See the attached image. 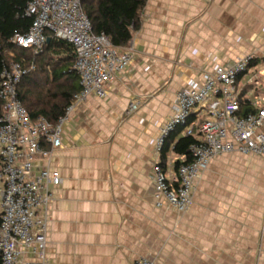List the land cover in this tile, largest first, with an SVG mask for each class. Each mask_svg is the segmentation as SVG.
Masks as SVG:
<instances>
[{
	"label": "crops",
	"instance_id": "0c3cea01",
	"mask_svg": "<svg viewBox=\"0 0 264 264\" xmlns=\"http://www.w3.org/2000/svg\"><path fill=\"white\" fill-rule=\"evenodd\" d=\"M131 43L136 58L107 85L108 95L81 100L61 147L50 159L36 157L62 177L48 264H264V156L248 154L251 168L236 153L216 158L185 212L158 206L151 179L155 140L176 95L204 70L255 52L239 84L249 106H264V0H148ZM132 103L138 108L129 112ZM178 157L167 154L169 172ZM239 173L249 179L240 190Z\"/></svg>",
	"mask_w": 264,
	"mask_h": 264
},
{
	"label": "built area",
	"instance_id": "2783aa9c",
	"mask_svg": "<svg viewBox=\"0 0 264 264\" xmlns=\"http://www.w3.org/2000/svg\"><path fill=\"white\" fill-rule=\"evenodd\" d=\"M26 14L32 24L25 33H16L12 42L22 48L41 52L49 38L73 44L74 68L82 89L56 124L40 115L32 120L18 98V85L34 64L10 61L0 73V253L1 264H48L47 236L52 221L51 203L54 187L62 182L57 169L37 166L36 157L50 159L62 145L64 127L76 105L90 95L105 98L107 85L127 70L136 58L133 43L115 46L105 32L94 33L81 0H28ZM248 52L204 70L200 82H191L180 90L168 120L155 140V157L151 179L158 206L169 205L179 212L188 211L194 203L199 182L210 163L227 153L264 156V106L240 115L243 89L240 78L252 68L257 58ZM264 74L263 71H259ZM258 79L252 76L249 82ZM138 108L132 103L129 112ZM182 125L184 135H194L193 160L183 162L176 172L162 164L166 138ZM50 144L44 151L42 143ZM172 159V166L174 161ZM135 264H154L141 258Z\"/></svg>",
	"mask_w": 264,
	"mask_h": 264
},
{
	"label": "trees",
	"instance_id": "16d2710c",
	"mask_svg": "<svg viewBox=\"0 0 264 264\" xmlns=\"http://www.w3.org/2000/svg\"><path fill=\"white\" fill-rule=\"evenodd\" d=\"M147 1L81 0V4L94 33L105 32L115 46L127 47L142 26V13ZM27 2L28 0H0V73L10 61L29 65L35 60L34 69L21 78L17 89L18 98L27 108L32 120L43 115L56 124L82 89L79 73L74 68L75 50L72 43L57 38L50 32V42L38 53L12 42L16 33L27 32L32 24V17L26 14ZM249 103L250 100L246 99L242 91L240 115L258 110V107L249 106ZM2 104L0 99V114ZM182 128V125L176 126L165 140L161 156L164 166L169 152L183 156L186 162L193 160L190 149L196 142V137L182 134ZM181 162L183 160L179 157L174 161L176 171ZM1 262L0 253V264Z\"/></svg>",
	"mask_w": 264,
	"mask_h": 264
},
{
	"label": "rangeland",
	"instance_id": "374dc122",
	"mask_svg": "<svg viewBox=\"0 0 264 264\" xmlns=\"http://www.w3.org/2000/svg\"><path fill=\"white\" fill-rule=\"evenodd\" d=\"M233 153H236V154H238V155H241L242 156V158H244L243 160H245L244 162H241V164H244L246 167H249V168H251V161H252V159H251V157H250V155H248V154H243V153H237V152H233ZM233 153H227V154H233ZM256 155V154H255ZM221 156H223V155H221ZM220 156V157H221ZM258 156V155H257ZM259 156H261V155H259ZM219 157V158H220ZM218 158V159H219ZM217 160V159H216ZM210 165H211V163H210ZM210 165L208 166V167H210ZM208 169V168H207ZM206 169V170H207ZM206 172V171H205ZM239 177H240V179L239 178H236L235 179V181H237V183H239V185H238V189L240 190V188L243 186V184H244V187H247V184H248V178H246V177H244L245 176V174H241V173H239V174H237ZM260 174L259 173H257L256 175H254V176H252L251 177V180H252V182H251V187H253L255 184H257L258 182H259V180H260ZM257 182V183H256ZM198 189V188H197ZM249 189H246V192L248 191Z\"/></svg>",
	"mask_w": 264,
	"mask_h": 264
},
{
	"label": "water",
	"instance_id": "95a60500",
	"mask_svg": "<svg viewBox=\"0 0 264 264\" xmlns=\"http://www.w3.org/2000/svg\"><path fill=\"white\" fill-rule=\"evenodd\" d=\"M49 41H50V38H48L47 42H49Z\"/></svg>",
	"mask_w": 264,
	"mask_h": 264
}]
</instances>
